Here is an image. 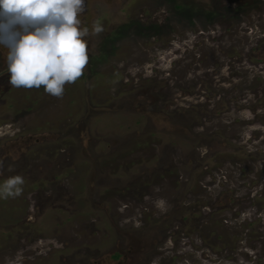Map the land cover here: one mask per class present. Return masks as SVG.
<instances>
[{
	"label": "rangeland",
	"instance_id": "1",
	"mask_svg": "<svg viewBox=\"0 0 264 264\" xmlns=\"http://www.w3.org/2000/svg\"><path fill=\"white\" fill-rule=\"evenodd\" d=\"M85 3L62 98L0 44V264H264V0Z\"/></svg>",
	"mask_w": 264,
	"mask_h": 264
},
{
	"label": "clouds",
	"instance_id": "2",
	"mask_svg": "<svg viewBox=\"0 0 264 264\" xmlns=\"http://www.w3.org/2000/svg\"><path fill=\"white\" fill-rule=\"evenodd\" d=\"M85 0H0V44L7 51L9 83L14 88L40 89L62 98L65 85L75 83L89 63L86 37L99 34L96 22L90 33L78 18ZM11 36V39H9ZM25 181L20 175L0 184V198H16Z\"/></svg>",
	"mask_w": 264,
	"mask_h": 264
}]
</instances>
